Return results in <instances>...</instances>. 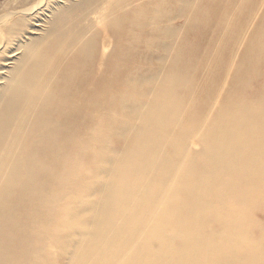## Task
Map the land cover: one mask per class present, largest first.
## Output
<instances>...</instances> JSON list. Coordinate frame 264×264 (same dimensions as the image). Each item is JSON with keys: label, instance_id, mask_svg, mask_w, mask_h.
Wrapping results in <instances>:
<instances>
[{"label": "bare ground", "instance_id": "6f19581e", "mask_svg": "<svg viewBox=\"0 0 264 264\" xmlns=\"http://www.w3.org/2000/svg\"><path fill=\"white\" fill-rule=\"evenodd\" d=\"M0 264H264V0H11Z\"/></svg>", "mask_w": 264, "mask_h": 264}, {"label": "rangeland", "instance_id": "374dc122", "mask_svg": "<svg viewBox=\"0 0 264 264\" xmlns=\"http://www.w3.org/2000/svg\"><path fill=\"white\" fill-rule=\"evenodd\" d=\"M10 3H11V0H0V12H2L4 8L7 7V5ZM119 141H124V139L122 138Z\"/></svg>", "mask_w": 264, "mask_h": 264}]
</instances>
